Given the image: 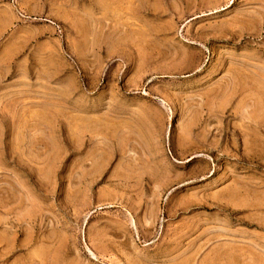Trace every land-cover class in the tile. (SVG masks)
Returning <instances> with one entry per match:
<instances>
[{
    "label": "rangeland",
    "instance_id": "obj_1",
    "mask_svg": "<svg viewBox=\"0 0 264 264\" xmlns=\"http://www.w3.org/2000/svg\"><path fill=\"white\" fill-rule=\"evenodd\" d=\"M0 264H264V0H0Z\"/></svg>",
    "mask_w": 264,
    "mask_h": 264
},
{
    "label": "crops",
    "instance_id": "obj_2",
    "mask_svg": "<svg viewBox=\"0 0 264 264\" xmlns=\"http://www.w3.org/2000/svg\"><path fill=\"white\" fill-rule=\"evenodd\" d=\"M229 188L230 189L228 192L232 196H230L229 200L226 201V205L229 206L230 208H232L234 210H250V209H254L256 207H261V205H262L261 200H257L256 198H253L250 195L249 196L246 195L244 197L243 196L239 197V193H241V191L238 188H236V186L232 185ZM245 215H244V218H246V220H249L250 217H252V218L254 217V216H252L251 213H248Z\"/></svg>",
    "mask_w": 264,
    "mask_h": 264
},
{
    "label": "bare ground",
    "instance_id": "obj_3",
    "mask_svg": "<svg viewBox=\"0 0 264 264\" xmlns=\"http://www.w3.org/2000/svg\"><path fill=\"white\" fill-rule=\"evenodd\" d=\"M223 10H224V8H223ZM215 13H218V11H216V12H213V14H215ZM211 15V14H210ZM188 62V61H187ZM260 118V117H259ZM241 200V199H240ZM246 202V201H245Z\"/></svg>",
    "mask_w": 264,
    "mask_h": 264
}]
</instances>
